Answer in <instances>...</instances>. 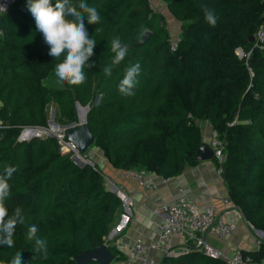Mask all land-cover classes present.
Returning a JSON list of instances; mask_svg holds the SVG:
<instances>
[{
	"label": "trees",
	"instance_id": "1",
	"mask_svg": "<svg viewBox=\"0 0 264 264\" xmlns=\"http://www.w3.org/2000/svg\"><path fill=\"white\" fill-rule=\"evenodd\" d=\"M163 1L181 22L175 50L162 14L148 0H86L102 21L85 20L97 44L81 86L56 83L60 61L48 54L28 0H16L0 17V117L6 122L0 126V174L5 165L17 168L6 204L10 212L21 207L26 216L17 226L15 246H0V264H11L18 251L22 264H100L76 256L104 243L123 212L122 200L107 189L100 172L76 165L55 136L17 139L22 126L47 124L50 104L63 125L78 122L75 102L87 105L93 143L112 166L164 177L199 162L200 122L209 121L225 140L221 177L228 194L264 231V47L237 53L238 47L249 51V39L264 20V0ZM201 4L218 17L215 27L205 21ZM96 27L103 31L95 33ZM142 28L151 33L136 44ZM117 37L128 45V55L109 77L103 68L111 63L110 41ZM134 63L141 66L135 95L123 97L118 84ZM31 224L48 242L47 259L32 252L26 238ZM243 251L264 257V240L258 249ZM160 264L227 263L192 249L164 255Z\"/></svg>",
	"mask_w": 264,
	"mask_h": 264
},
{
	"label": "clouds",
	"instance_id": "2",
	"mask_svg": "<svg viewBox=\"0 0 264 264\" xmlns=\"http://www.w3.org/2000/svg\"><path fill=\"white\" fill-rule=\"evenodd\" d=\"M28 10L34 17L36 29L42 33L45 43L49 46V55L60 61L55 65L54 75L56 83L63 87L81 86L87 80L86 69L93 67L90 58L94 55L97 41L90 38L85 27V20L89 25L101 24L102 18L96 6L90 5L86 0H28ZM205 21L215 27L218 17L207 5L201 4ZM103 31L96 27L95 33ZM147 29L142 28V37ZM110 50L114 54L111 63L103 68L106 76H111L115 66H119L128 55V45L123 44L117 37L110 41ZM61 57L63 59L61 60ZM141 66L139 63L126 67L123 78L119 81L118 91L123 97L135 95ZM16 167L5 165L0 174V246L13 248L14 235L18 225L26 223L24 210L17 206L9 211L6 201L11 195L9 183ZM38 227L31 224L27 228L26 238L33 242L32 252L43 259L48 258V242L38 236ZM11 264H22L20 251L16 252Z\"/></svg>",
	"mask_w": 264,
	"mask_h": 264
},
{
	"label": "built area",
	"instance_id": "3",
	"mask_svg": "<svg viewBox=\"0 0 264 264\" xmlns=\"http://www.w3.org/2000/svg\"><path fill=\"white\" fill-rule=\"evenodd\" d=\"M16 0H0V17L9 10ZM149 2L153 0H148ZM264 13V11H263ZM0 33L2 30L0 29ZM171 35V34H170ZM253 48L264 46V20L258 26L253 34ZM179 35L170 36V48L175 50L178 46ZM249 54V52H238ZM5 126V125H2ZM56 135L61 151L78 152L75 143L66 139V134L60 129ZM202 137L207 138V143L213 149V158L216 163L217 172L221 175L223 163L226 156L223 152V145L220 134L209 121L203 126ZM146 170L144 169H122V176L137 180L141 185L147 188L154 187L153 183L145 182ZM168 177L161 176L163 181ZM110 179H108L109 182ZM111 181V180H110ZM116 194L122 200L123 206L127 209V215L131 214L132 199L123 185L112 182ZM223 206L218 208L214 203L200 208L184 190L172 201L162 204L164 217L157 225V234L150 242H144L141 237L124 241L128 249V257L131 261L138 264H160V259L150 253L151 250L158 251L159 256L175 255L192 249L203 251L211 257L223 259L227 264H264V257L257 258L248 251L243 249L235 250L231 253H224L220 248L214 246L208 241V235L218 239H227L236 229L239 222L245 218L244 211L229 196L222 197ZM249 221V220H248ZM258 235L255 236L257 249L264 240V231L258 229ZM118 230L113 235H117ZM181 234L185 236V243L176 244L173 236ZM120 236H118L119 238ZM117 238V239H118ZM249 250V249H246Z\"/></svg>",
	"mask_w": 264,
	"mask_h": 264
},
{
	"label": "crops",
	"instance_id": "4",
	"mask_svg": "<svg viewBox=\"0 0 264 264\" xmlns=\"http://www.w3.org/2000/svg\"><path fill=\"white\" fill-rule=\"evenodd\" d=\"M159 2L155 0V5H158ZM165 4L167 6V3ZM205 123L206 120L200 122L202 132ZM207 140V138H203V142H207ZM106 160L101 161V167H105L106 163L109 166L108 170L105 168L108 173L105 171L104 173L108 175V179L112 182L123 185L132 199L131 214L128 216L126 223L121 227H118V223L114 227V231L115 229L123 231L127 222H129L126 230L121 231L120 237L109 243L118 250L117 253H113V262L110 264H138L129 259L128 249L123 242L136 237H141L144 242L153 240L157 234V225L164 217L161 209L162 204L174 200L182 194L183 190L200 208H204L211 203L221 208L223 206L222 197L229 195L221 175L217 172L216 163L213 159L200 160L195 165H187L180 174L168 177L165 181L161 179V175L146 171L145 182L153 183L154 187L152 188L141 185L135 179L122 176V169L112 166ZM207 239L214 246L228 254L238 249H257L255 235L249 231L243 221L239 222L227 239H218L212 235H208ZM173 241L180 244L185 243L186 240L184 235L176 234L173 236ZM150 253L157 258H162L159 256L158 251L151 250Z\"/></svg>",
	"mask_w": 264,
	"mask_h": 264
},
{
	"label": "rangeland",
	"instance_id": "5",
	"mask_svg": "<svg viewBox=\"0 0 264 264\" xmlns=\"http://www.w3.org/2000/svg\"><path fill=\"white\" fill-rule=\"evenodd\" d=\"M156 1H160L158 5H155V0L151 1L150 5L152 6V8H154L156 11H159L162 14L163 21L167 25V27L169 29V32L171 34V37L180 35L181 22L179 20H177L173 16V14L167 8V6L165 4L166 3L165 1H162V0H156ZM249 41H250V39H249ZM253 41H254V39L252 41H250L251 46H250V49L248 51L249 53L251 52V49L253 48ZM263 47H260V48H263ZM237 50H238V52H241V53L244 52L242 47H238ZM241 55L243 56V53ZM75 107H76L77 115H78V111H79V115H80V121L76 122V124L77 125H82V124L86 123V120L84 119L85 118V108L80 106L79 109H77L76 102H75ZM81 109H84V111H83L84 113L83 114H80V113H82ZM55 111H56L55 105L54 104H50L49 112H48L47 124L44 125V126L43 125H24L20 129V132H19V135H18L17 139L18 140H25V139H30V138L34 137L35 135L32 134V128L38 129V132H39L38 136H41V137H45V136H49V135L50 136L53 135V136L56 137L55 134H57V132L60 129H62L64 131V133H65V126L67 124L63 125V124H60V123H58L56 121ZM51 116L53 117L52 121L49 120ZM81 116L83 118H81ZM5 123L6 122H4L3 119L0 117V126L5 125ZM220 138H221V141H222V145L224 146L225 145V140L221 136H220ZM204 139H206V138H204ZM80 153L82 154V155H80V157H82L83 160H77L76 157L74 156V152H71V156L70 157H71L72 161L76 165L81 166V164H83V165L88 164V165L92 166L93 168H95L96 170H98L100 172V174L102 175L103 183L105 184L107 189H109L111 191H115L114 188L111 185L112 181L109 180V182H108V175L104 173V171L108 173V171H107L108 167H109L108 163L105 164V167H101L102 166L101 161L106 160V157L103 155L102 150L93 143L84 152H80ZM76 155H78V154H76ZM226 155L227 154H225V156ZM223 168H224V165H223ZM223 168H222V172H223ZM222 172H221V176H222ZM122 206H123V203H122ZM123 212H124V206H123ZM120 219H121V215H120V218L118 219V221L114 224L113 228L119 223ZM243 223H245V225L247 226V228L249 229V231L252 234H254L255 236L258 235L259 231L257 230V227H255L253 225V223L248 221V218L246 217V215H245V218L243 220ZM121 231L122 230L118 229V232H117L116 236H114L113 234L111 236L107 235L105 237V242L104 243L107 244V245H110L109 243L111 241L116 240L118 238V236L121 235ZM85 252H86V250L81 252L80 254H78L76 256L78 261H83L84 260ZM112 262H113V260L110 263H112Z\"/></svg>",
	"mask_w": 264,
	"mask_h": 264
},
{
	"label": "water",
	"instance_id": "6",
	"mask_svg": "<svg viewBox=\"0 0 264 264\" xmlns=\"http://www.w3.org/2000/svg\"><path fill=\"white\" fill-rule=\"evenodd\" d=\"M150 31H147L136 44H142L150 35ZM254 39V36L252 35L250 37V41ZM98 100V97L96 101ZM77 109H79V106L81 105L78 101L76 102ZM85 107V120H86V114L88 110L87 105H81ZM50 121L53 120V117L51 116ZM78 121H80V115L78 111ZM56 125V124H55ZM38 129L32 128V134L38 135ZM65 133H66V139L71 140L75 143L77 150L79 152H84L91 144L94 142V135L92 134L89 125L87 123L82 125H77L76 122L69 123L65 126ZM68 152V151H66ZM213 149L210 147V145L207 142H202L197 150L196 153V159L197 160H208L213 159ZM83 164H81L82 166ZM113 190V189H112ZM127 209L124 207V212L121 214V220L118 224V227H121L124 225L128 219L127 215ZM114 232V228L109 232V236H111ZM114 254L111 251L109 245L102 243L96 247H93L91 249H87L85 252V257L83 261L88 260H95L99 262L100 264H110V262L113 260Z\"/></svg>",
	"mask_w": 264,
	"mask_h": 264
},
{
	"label": "bare ground",
	"instance_id": "7",
	"mask_svg": "<svg viewBox=\"0 0 264 264\" xmlns=\"http://www.w3.org/2000/svg\"><path fill=\"white\" fill-rule=\"evenodd\" d=\"M80 106H81V105H80ZM80 106H79V107H80ZM82 107H83V106H82ZM84 108H85V107H84ZM81 110H82V113H80V114H83V113H84V112H83V111H84V109H81ZM85 111H86V109H85ZM82 116H83V115H82ZM82 116H81V118H83V117H84V116H83V117H82ZM76 154H78V155H79V156H78V155H75V157H76V159H77V160H83V159H82V157H80V155H82V154H81L79 151H78V152H76ZM117 230H118V229H115V231L113 232V234H114V233H116V231H117Z\"/></svg>",
	"mask_w": 264,
	"mask_h": 264
}]
</instances>
